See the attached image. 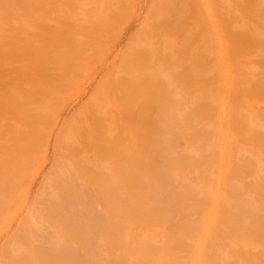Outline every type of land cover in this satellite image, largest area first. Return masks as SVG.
<instances>
[{
    "label": "bare ground",
    "instance_id": "obj_1",
    "mask_svg": "<svg viewBox=\"0 0 264 264\" xmlns=\"http://www.w3.org/2000/svg\"><path fill=\"white\" fill-rule=\"evenodd\" d=\"M107 1L108 11L100 0H0V218L23 202L78 60L131 5ZM123 62L59 135L20 237L73 264H264V0H152Z\"/></svg>",
    "mask_w": 264,
    "mask_h": 264
},
{
    "label": "rangeland",
    "instance_id": "obj_2",
    "mask_svg": "<svg viewBox=\"0 0 264 264\" xmlns=\"http://www.w3.org/2000/svg\"><path fill=\"white\" fill-rule=\"evenodd\" d=\"M187 1L192 4L197 0ZM198 1L200 5L203 3V0ZM82 3H84V1H82ZM99 6L105 9V11H108V8L111 6V4H109L107 0H100ZM84 8L87 13L90 12V7L85 5ZM151 9L152 0H131L129 10L126 12L127 14H123L124 17L122 18V20L117 21V19H111L108 24L109 30L107 31V36L102 37V35H99L103 39L97 37L94 40L96 45L94 55L88 59L80 58L78 60V74L70 77L69 87L66 89L65 93L61 95L58 107L56 111H54V117L52 119L53 121H50L49 124L45 125L44 127L46 134L42 140L41 145L39 146L37 153L34 156V161L31 165L30 171L27 173V175H24V177H22L21 187L18 189L17 194L20 195V199L21 197H23V204L17 202L19 205L16 204L13 209L7 210V212L2 214L0 218V260L4 261L5 258H7L8 260L4 261L5 263L0 261V264H20L23 258L26 261L23 260L24 262H21L22 264H43V261L44 264H73L72 253H65L63 255V253L54 254L53 252V255H57L55 259H58L57 262H54L55 259L51 261L48 258V255L51 256L52 253H46L48 254L46 257V254H43L45 250L43 251L42 248H36L37 250H40V256L39 251L34 249L35 246L33 247L31 245L34 243V240L31 239L29 241V239L27 240V238V241L24 240V237H20L19 231L20 229L22 231V224H25L28 210H30L32 205L36 203L35 201L38 200V195L42 191L43 187L48 183V180L53 177L54 170L57 168L58 155L56 147L59 135L66 126L71 124L73 125V122L76 121L78 117V113L87 103H89V101H91L93 98L98 97L99 87L102 82L109 77L110 73L112 71L115 72V70L117 72V70H119V68L123 65L124 54L131 42L137 36L140 28L142 27V24L144 23L145 17L151 12ZM200 12L202 15L198 16L199 18H202H200L199 26L202 27L204 22H206L205 25L207 26V14L205 10L202 8ZM229 22L233 26L237 25L239 23V16H232ZM166 34L168 35L169 39H173L176 42L178 40H181V37L177 38V36L171 34L170 31H167ZM244 56L249 60L254 59V53L252 51H246L244 53ZM106 100H108V102H110V104L112 105H117V98L113 89L108 92ZM249 107L252 110V107ZM230 139L233 142L238 140L237 135L234 133H231ZM214 176L215 174L213 170L207 171L206 180L209 184H212ZM131 178H134L132 173H130V179ZM245 178H248L247 175L245 176ZM33 207L31 208V210L33 209ZM101 208L102 207L99 206V210ZM33 221L34 226L33 224H31L30 226L42 227L43 223L40 219L35 218ZM104 230L105 229L95 230L93 232V236L102 240L103 243L107 244L109 242L108 232ZM71 231H79V228L72 227ZM28 241L30 242L29 246ZM10 244L11 246H8ZM15 245H19L21 249H19L18 246L17 249ZM13 246L19 252L18 254H16V251H14L15 248ZM83 246L84 245L81 241H77L74 244L75 249H81L83 248ZM105 247L106 246H104V248ZM3 251H5L4 255ZM10 252L11 254H13L11 255ZM20 254L22 255V257ZM36 255L39 259L43 257L42 260H39L41 262L36 259L34 260L36 261L35 263L34 261H31L32 257H36ZM43 255L48 258V261ZM53 255L52 258L55 257ZM11 258L14 261H12ZM45 260L47 262H45ZM88 263L89 261L87 260H83V262H81V264Z\"/></svg>",
    "mask_w": 264,
    "mask_h": 264
}]
</instances>
